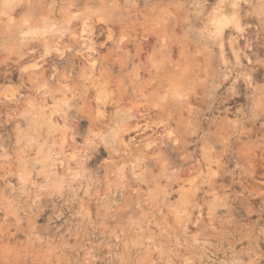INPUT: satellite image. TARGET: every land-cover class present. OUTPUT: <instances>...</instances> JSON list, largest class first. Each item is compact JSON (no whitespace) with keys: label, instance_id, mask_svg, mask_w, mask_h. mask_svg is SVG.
Here are the masks:
<instances>
[{"label":"rangeland","instance_id":"1","mask_svg":"<svg viewBox=\"0 0 264 264\" xmlns=\"http://www.w3.org/2000/svg\"><path fill=\"white\" fill-rule=\"evenodd\" d=\"M195 3L0 0V264H264V50Z\"/></svg>","mask_w":264,"mask_h":264},{"label":"bare ground","instance_id":"2","mask_svg":"<svg viewBox=\"0 0 264 264\" xmlns=\"http://www.w3.org/2000/svg\"><path fill=\"white\" fill-rule=\"evenodd\" d=\"M242 1H245L249 5L248 9L245 10L244 13H243V11H241V9H242V6H241L242 5L241 4ZM195 4H196V9L195 10H196L197 18H200L201 16L203 17V15H205V17L203 19V22H201L203 24V26H204L203 30L201 31V34L203 36H205L206 38H208V39L210 38L212 41H215V42L219 43V45L221 47V54H222V56L224 58L228 57L227 54L225 53L226 52V48H224L225 45H227V48H229L230 54L233 56V58H234V60L236 62L241 64L242 67H246V68L251 67V66H248V64H250V63L252 64L253 63L252 58L250 57L251 56L250 53L252 54V56L258 57L261 49L264 50V38H262L263 41L261 39L260 41L256 40L254 42H251L253 40L250 41V38H249L250 36L249 37L247 36V34H249V32L247 31L248 29H246L247 25L246 26L244 25L243 17L246 16L247 19H250V20L252 19L253 21H257L259 26L264 24V0H214L213 3L209 2V0H196ZM254 28H255V26H254ZM254 30L259 31L260 29L256 28ZM259 32H261V31H259ZM257 37H256V39H257ZM240 39H244L245 42L242 43L243 40L241 41ZM246 46L251 49V52L249 54L246 52L247 51L246 50L247 49ZM88 49H89V47H88ZM85 50L87 51V48ZM81 53H82V51H81ZM85 53H83V54H85ZM86 56L88 57V59L90 61H94L95 55L93 57L91 54H86ZM84 58H85V55H84ZM244 58L247 61V63H244V61H243ZM196 63H197V61H196ZM157 82H158V80H157ZM256 159H257V157H256ZM251 160H253V159L251 158ZM261 160L262 159H260V161ZM248 163H249V161H248ZM252 163H253V165L251 163H249V164H251V166L253 167L255 165V163L253 161H252ZM256 165H258V164H256ZM261 165H262V163H261ZM262 166L264 167V165H262ZM256 167L257 166H255L254 169ZM249 170H250V168H249ZM256 170L257 169H255V171ZM258 170H259V168H258ZM252 174H253V172H252ZM263 176H264V174H263ZM250 186H251V184H250ZM261 189H262V187H261Z\"/></svg>","mask_w":264,"mask_h":264}]
</instances>
